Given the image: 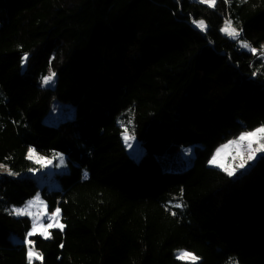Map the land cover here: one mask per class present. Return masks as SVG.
Segmentation results:
<instances>
[{"label":"trees","instance_id":"obj_1","mask_svg":"<svg viewBox=\"0 0 264 264\" xmlns=\"http://www.w3.org/2000/svg\"><path fill=\"white\" fill-rule=\"evenodd\" d=\"M229 18L256 54L221 31ZM262 46L264 0H0V164L19 173L0 171V264H29L30 246L43 255L32 264H190L180 250L264 264V153L235 176L210 163L264 126ZM51 71L55 86H40ZM53 102L61 117L47 124ZM30 148L67 155L56 187L21 175ZM39 191L65 224L48 239L13 211Z\"/></svg>","mask_w":264,"mask_h":264},{"label":"rangeland","instance_id":"obj_2","mask_svg":"<svg viewBox=\"0 0 264 264\" xmlns=\"http://www.w3.org/2000/svg\"><path fill=\"white\" fill-rule=\"evenodd\" d=\"M51 73H53V71H51L46 76L51 75ZM44 77L40 78V80L38 81V84L40 86L42 87H54L55 86V77H53L52 80L49 81V83L47 84L43 82ZM54 103L55 102H53L49 113L46 114L45 117L43 118V121L47 124H57L58 120L61 117L60 110L57 105H54ZM260 128H264V126L258 127L256 129H260ZM256 129L251 130V131H244L241 134L255 132ZM124 133L125 132L122 133V138H123V142L125 144L127 152L131 156H133L135 159L139 160L145 151V147L140 143V141L132 133H128V135L134 136V138L126 142L124 138ZM240 135H238L237 137L219 146L215 150V153L213 155V157L214 156L216 157V163H211L213 166L221 168L223 170H225V168L232 169L234 171V175L232 176H235L239 173L246 172L253 165L256 159L261 154L264 153V151L252 152V149L258 148L260 144H264V133H259L257 134V137L251 138L252 139L251 149L249 148V140L245 139L241 141L239 139ZM230 141H235L236 143L229 144ZM198 144L199 142H193V143L184 144L182 146V157L184 159V167H188L189 165L192 164V157L194 155V149H195V146ZM225 145H228V147L224 148L223 146ZM30 149H35V148H30ZM218 150H220L219 155H217ZM29 151H28V159H29ZM250 155H252L253 157L252 159H249ZM29 160L32 161L36 166L30 168L28 171L22 172L21 175L34 176L40 188H42L43 186H46L48 189L56 187L58 185L57 174L65 173L69 171L70 169L68 157L63 152H55L54 154L50 156H45V155L40 154L35 149V153L33 154V157ZM37 160H40V162L38 163ZM241 163L244 164L243 168L240 167ZM7 168L10 169V167L8 166ZM2 172H6V171H2ZM16 175H19V173H16ZM37 195H39L40 197L39 200H36ZM37 195L31 198L30 200H28L24 205L14 207V209L27 208L29 212L35 213L37 215L20 214L18 216L30 217L33 221V224L34 223L35 224H39V223L47 224L48 222H50L48 217L51 215L53 211L49 209L47 203L42 198L41 191H39ZM29 201H35V203L31 207H28ZM45 205L47 206L46 208H45ZM59 221L60 223L64 224L62 221L61 213L59 216ZM54 229L56 228L48 229V233H50L51 230H54ZM64 230H65V227L62 231ZM42 233H43V229L37 228V231L35 234H38L41 237L45 238V236L42 235ZM48 238H45V239H48ZM115 243H116V238L114 235H111L109 239L107 240V242L105 243L103 251H111L114 248ZM34 251L39 253L35 248H34ZM179 252L180 251L176 253L177 256ZM36 260L38 259L33 258L32 263H34Z\"/></svg>","mask_w":264,"mask_h":264},{"label":"snow or ice","instance_id":"obj_3","mask_svg":"<svg viewBox=\"0 0 264 264\" xmlns=\"http://www.w3.org/2000/svg\"><path fill=\"white\" fill-rule=\"evenodd\" d=\"M202 2L208 4L209 6H213V7L216 4V0H202ZM192 23L194 25H196L202 31L207 29V25H206L205 21L202 19L201 20H193ZM221 31L224 32L225 34L229 35L233 39L238 40L241 47L248 48L253 54L257 53V49L253 48L246 40H240L239 39V37L241 36L242 30H237V28H235L233 26V22L230 18L225 20L224 26L221 29ZM262 47H264V46H262ZM260 55L264 56V51H262L260 53ZM23 59L26 61L28 59V54H25ZM257 71H259V70H257ZM253 74L255 75L256 73H253ZM54 76H55V73L53 72L51 75L44 77L43 82L45 84L49 83V81H51ZM259 133H264V128L256 129L255 132H251V133H243L240 135L239 139L241 141L248 139L249 140V148L251 149V143H252L251 138L257 137V134H259ZM124 138H125L126 142L134 138V136L128 135L127 128H125ZM233 143H236V142L235 141L229 142V144H233ZM223 147L227 148L228 145H225ZM219 151L220 150H218L217 155H219ZM261 151H264V144H260V146L258 148L252 149V152H261ZM34 153H35V149H30L29 159H31L33 157ZM252 158H253L252 155H250L249 159H252ZM37 162L39 163L40 160H37ZM210 163H216V157L215 156L210 161ZM240 167L243 168L244 164L241 163ZM0 170L8 172L9 175H16V173L12 172L10 169L7 168L6 165H3V164H0ZM225 171H227L230 176L234 175V171L232 169L225 168ZM182 195H183V190H181V197H182ZM39 199H40V197H39V195H37L36 200H39ZM34 203H35V201H29L28 207H31ZM175 206L176 207H183V204H176ZM46 207L47 206L45 205V208ZM13 211L17 215H20V214L37 215L35 213L29 212L27 208H16V209H13ZM60 213H61L60 207H58V206L55 207L54 211L48 217L50 222H48L47 224H44V223L35 224L34 223L32 230L27 233V236L31 237L32 235H34L37 231V228L43 229L42 235H44L45 238H48L51 235L50 233H48V229L56 228V229H60L62 231L64 229L65 225L60 223V221H59ZM172 214L175 215V213H172ZM27 243L29 245H34V242L32 240H28ZM60 247H63V245L61 244ZM33 258H36V259L40 260L41 262L43 261V255L35 252L34 247H29L27 250V259H28L29 264H32ZM177 258L180 260H183V261H189L190 264H196V262L200 260L199 256H196L195 254L188 252L186 250H180ZM230 264H231V261H230Z\"/></svg>","mask_w":264,"mask_h":264}]
</instances>
